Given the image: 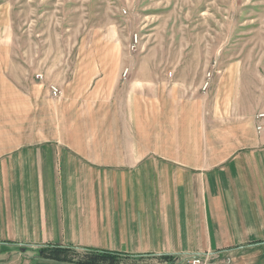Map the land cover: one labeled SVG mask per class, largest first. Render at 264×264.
<instances>
[{
  "label": "crops",
  "instance_id": "1",
  "mask_svg": "<svg viewBox=\"0 0 264 264\" xmlns=\"http://www.w3.org/2000/svg\"><path fill=\"white\" fill-rule=\"evenodd\" d=\"M114 63L61 68L53 106L29 93L38 127L0 128V264H76L42 257L53 246L264 264V118L233 102L224 115L215 88L160 65L122 82Z\"/></svg>",
  "mask_w": 264,
  "mask_h": 264
},
{
  "label": "rangeland",
  "instance_id": "2",
  "mask_svg": "<svg viewBox=\"0 0 264 264\" xmlns=\"http://www.w3.org/2000/svg\"><path fill=\"white\" fill-rule=\"evenodd\" d=\"M135 35L140 36L137 48ZM114 62L122 82L140 66L142 75H149L151 66L160 65L180 88L200 96L215 88L224 115L233 102L254 106L259 116L264 110V0H0V128H22L29 115L38 127L39 104L33 96L28 100L29 93L32 86H43L53 106L63 95L56 83L69 79L61 68ZM232 65L241 67L237 83L231 81ZM51 86L62 94L55 96ZM50 116L48 128L53 127ZM197 257L203 264L211 261L208 255Z\"/></svg>",
  "mask_w": 264,
  "mask_h": 264
},
{
  "label": "trees",
  "instance_id": "3",
  "mask_svg": "<svg viewBox=\"0 0 264 264\" xmlns=\"http://www.w3.org/2000/svg\"><path fill=\"white\" fill-rule=\"evenodd\" d=\"M41 255L44 258H50L65 262H76L77 264H117L122 259L141 260V259L152 258V256L134 257V256H130L129 254H123V253L106 251V250H98L92 248H77L74 246H53V247L44 248L41 250ZM75 257H80V260L76 261ZM158 258L167 259L169 257L162 256Z\"/></svg>",
  "mask_w": 264,
  "mask_h": 264
},
{
  "label": "built area",
  "instance_id": "4",
  "mask_svg": "<svg viewBox=\"0 0 264 264\" xmlns=\"http://www.w3.org/2000/svg\"><path fill=\"white\" fill-rule=\"evenodd\" d=\"M139 42H140V36H139V35H135L134 40H133V46H134L135 48H137ZM207 86H208V85H207ZM51 90H52V93H53L55 96H59V95L62 94L61 90H60L58 87H56V86H51ZM263 118H264V113H263V114H260V115L258 116V119H263ZM261 128H262V127L260 126V127H259V130H261ZM192 264H203V263H202L201 258L196 256V258L193 259Z\"/></svg>",
  "mask_w": 264,
  "mask_h": 264
}]
</instances>
